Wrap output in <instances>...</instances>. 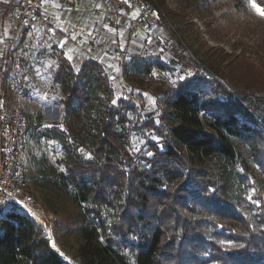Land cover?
<instances>
[{
	"label": "trees",
	"instance_id": "trees-1",
	"mask_svg": "<svg viewBox=\"0 0 264 264\" xmlns=\"http://www.w3.org/2000/svg\"><path fill=\"white\" fill-rule=\"evenodd\" d=\"M165 22L163 16L160 25ZM172 50L173 63L194 72L161 98L167 124L153 118L141 123L161 138L151 142L144 163H133L123 144V107L109 100L91 110L98 105L87 84L97 62L88 60L75 72L62 58L57 79L64 92L63 120L76 145L69 147L66 170L48 181L63 192L59 198L73 204L72 212L60 213L57 226L84 238V264H264V186H256V214L247 198L229 193L238 163L246 175L252 163L264 168V85L238 73L212 78L178 43ZM144 65L150 72L154 62ZM97 79L111 91L108 76ZM55 131L66 143V134ZM86 135L90 157L78 151ZM109 207L117 209L110 222L104 212ZM122 244L130 246L134 260ZM0 264L66 262L44 226L17 204L0 216Z\"/></svg>",
	"mask_w": 264,
	"mask_h": 264
},
{
	"label": "rangeland",
	"instance_id": "rangeland-1",
	"mask_svg": "<svg viewBox=\"0 0 264 264\" xmlns=\"http://www.w3.org/2000/svg\"><path fill=\"white\" fill-rule=\"evenodd\" d=\"M152 1L166 16L165 24L152 33L158 40L141 34L131 44L124 34L110 29L106 18L87 11L86 6L81 5L82 0H78L76 11L64 10V6H69L65 0H53L57 6L52 11L56 25L63 30H75L68 39L62 35L51 38L39 31H28L18 34L12 42L0 22V51L11 48L10 63L5 68L0 66V76L3 75L11 106L23 109L29 123L27 208L21 207L44 226L51 245L66 264H84L80 257L84 238L57 226L60 213L72 212L73 204L59 198L58 193L63 192L48 184L66 170L69 147L76 145L73 133L63 120L64 92L57 79L62 58L70 62L75 72H79L88 60L97 62L99 67L95 66L87 84L98 105L92 106L91 110L104 107L109 100L123 107L126 120L119 128L124 131L123 144L133 156V163L140 159L142 163L146 162L144 158L152 154L151 142L161 140L154 129L141 123L153 118L157 124H167L168 120L162 115L161 98L178 81L193 75L194 70L182 71V65L173 63L175 42L197 61L201 71H206L212 78L223 80L225 76L238 73L247 81L264 85V0ZM4 8L7 10L2 2L0 16ZM145 62H154L150 72L146 71ZM96 70H100L101 75L96 74ZM103 75L109 78L110 92L98 83V76ZM117 118L121 119V115ZM56 129L66 134V143L55 136ZM84 142L78 151L90 157L91 137L86 135ZM232 173L230 195L234 199L244 196L254 213H258L260 204L256 186H264V168L252 163L249 175H246L238 163ZM56 210L60 212L56 213ZM104 212L110 222L117 209L109 207ZM131 239L136 240L133 235ZM121 246L122 251L134 260L130 246ZM171 262L166 260L167 264H175Z\"/></svg>",
	"mask_w": 264,
	"mask_h": 264
},
{
	"label": "built area",
	"instance_id": "built-area-1",
	"mask_svg": "<svg viewBox=\"0 0 264 264\" xmlns=\"http://www.w3.org/2000/svg\"><path fill=\"white\" fill-rule=\"evenodd\" d=\"M63 9L76 11L78 0H65ZM87 11L108 20L110 29L124 34L131 44L141 34L152 36L160 26L163 15L152 0H82ZM3 17L4 28L13 40L22 32L39 31L47 37L62 35L71 38L73 28L63 30L54 20L53 0H10ZM155 38V37H154ZM153 38V39H154ZM158 40V37L155 38ZM11 48L0 51V66L10 63ZM123 54H126L124 52ZM28 118L20 107H12L9 94L0 76V216L15 205L27 208L26 162L29 150Z\"/></svg>",
	"mask_w": 264,
	"mask_h": 264
},
{
	"label": "crops",
	"instance_id": "crops-1",
	"mask_svg": "<svg viewBox=\"0 0 264 264\" xmlns=\"http://www.w3.org/2000/svg\"><path fill=\"white\" fill-rule=\"evenodd\" d=\"M10 0H0V4L3 2L5 5H7V3L9 2ZM2 15L0 16V22L2 25L3 24V17L5 16V13H6V8H4V12L2 11Z\"/></svg>",
	"mask_w": 264,
	"mask_h": 264
}]
</instances>
